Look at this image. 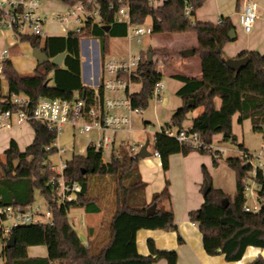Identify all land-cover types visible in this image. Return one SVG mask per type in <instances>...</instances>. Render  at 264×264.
Segmentation results:
<instances>
[{"label":"trees","instance_id":"obj_1","mask_svg":"<svg viewBox=\"0 0 264 264\" xmlns=\"http://www.w3.org/2000/svg\"><path fill=\"white\" fill-rule=\"evenodd\" d=\"M65 5L85 0H59ZM101 13L97 20H89L83 34L69 32L66 35L46 36L41 45L40 36H21L33 47H39L53 58L65 53L63 64L55 66L50 61L38 64L33 73L22 74L11 60L3 62L0 74L8 82V91L0 87V101L10 93L27 94L34 105L41 96L62 99L82 98L88 106L96 105L98 98L94 90L83 84L81 73V38L94 36L100 41L101 60L104 63L110 49L111 37L128 34L125 23L115 22V14L121 3L118 0H97ZM206 0H164L154 5L153 0H127L132 22L144 24L152 18V33L195 32L197 45L195 53L200 57V76L184 73L173 74L183 85L177 90L184 103L173 114L171 123L165 127L185 128L183 122L194 109L202 111L192 118L190 131H198L200 139L212 143L216 134H222L223 141L237 143L233 131V117L238 114V123L250 119L253 131L264 129V53L259 50H244L237 56H248L250 62L240 72L230 68L224 60V47L235 28L229 16L222 22L213 23L194 20L195 11ZM190 8V16L185 13ZM109 25L106 31L103 26ZM142 52L140 75L134 77L142 88L129 93L134 108L146 109L152 99L154 84L162 79V73L153 59ZM104 88L100 86V100ZM220 98L219 107L215 99ZM194 101L189 106L188 103ZM35 131L34 141L22 151L15 140L0 154V207L20 206L27 208L35 202L38 192L52 211V224H24L12 227L16 243L13 247L3 246L1 255L5 264H151L165 259L166 264H178L176 250L158 249L154 240H148L149 254L139 253L137 232L141 229H176L174 212L160 206L171 198L169 182L153 194L147 202L146 182L143 180L139 162L141 157L131 144L123 142L118 149L113 148L110 160H103V149L88 145L85 154H75L67 160L65 179L70 184L78 182L81 190L72 201L61 202L56 186L51 182L56 175L52 170L51 156L56 154L57 133L45 123L32 121ZM242 148V145H239ZM154 149L158 151L163 169H169L170 155L181 152L188 155L194 151L188 144L178 142L174 137L158 131L154 135ZM205 153L204 151H200ZM214 163L218 164L213 156ZM227 164L236 173V192L227 196L220 188L214 187L212 175L203 166L204 185L211 191L204 195L200 208L191 211L189 218L199 223L204 249L207 254H224L227 261H238L244 257L248 246L264 249V203L259 212L244 209L246 202L245 179L251 173V166L239 156H227ZM84 170L86 172L84 173ZM98 181L100 189L95 188ZM258 193L264 195V173L257 175ZM203 185V186H204ZM96 189V190H95ZM203 190V187H202ZM96 191V192H94ZM204 191V190H203ZM228 198V207L222 205ZM157 204L156 211L148 215L147 208ZM83 208L86 212H100L105 209L103 225L108 229V237L95 248L92 242L85 243L75 226L69 220L73 208ZM2 236V231L0 230ZM183 241V239L178 237ZM46 245L47 257H29V246ZM249 264H264L261 254Z\"/></svg>","mask_w":264,"mask_h":264},{"label":"built area","instance_id":"obj_2","mask_svg":"<svg viewBox=\"0 0 264 264\" xmlns=\"http://www.w3.org/2000/svg\"><path fill=\"white\" fill-rule=\"evenodd\" d=\"M121 5L115 14V22L125 23L128 26L127 37L135 39L137 42L143 40V36L152 33V27H145L143 24L132 22L127 0H118ZM241 15V28L247 33L253 31L258 18L257 3L255 0H243ZM101 9L97 0L79 1L75 4L66 5L56 14L45 9L42 0H0V33L5 30L11 31L18 37L21 36H40L46 37L48 33L46 27L49 24H57L64 35L69 32L83 34L89 20H97ZM185 13L190 16V8L186 6ZM222 19L219 20V23ZM90 41H93L91 39ZM9 54L8 49H3L1 53L0 72L3 68V62ZM142 54L138 56L129 55L127 59L113 60L106 56L104 63H101L100 78L97 84L92 86L95 95L98 98L96 105L88 106L82 98L62 99L41 96L37 102L32 105L29 96L23 92H12L9 96L0 101V132L10 130L15 122L21 124L24 122L39 121L45 123L49 128L60 133L66 125H72L80 134H88L92 131L102 132L100 140L94 144L96 148L104 149L114 143L113 132L123 128H131L133 125L134 113L141 111L140 108L132 107L129 93L134 77L140 75V63ZM94 76H92V79ZM103 86L105 92L122 91L126 98H113L104 96L100 100V86ZM164 85L162 81L154 84L152 99L161 101V93ZM127 108L128 113H117L116 110ZM168 136L174 137L178 142L188 144L192 149L204 151L207 154L215 155L216 146L212 142L206 144L201 141L198 131H190L187 128L163 127L160 129ZM261 145L259 151L250 152L240 150L238 156L250 164V175L245 179L246 202L244 209L250 212H259L264 203V195L258 193L257 183L258 172L264 173V129L261 132ZM58 147L57 153L62 155L66 149ZM143 144L139 145V148ZM132 149L137 152L133 145ZM156 156H160L158 151H154ZM67 167V160L60 156L58 163L52 162V170L56 175L52 177V183L61 202L72 201L77 197L81 190L78 182L68 183L65 179L64 171ZM13 219L12 226L0 227L2 236L5 240L11 235L13 226L24 224H52V211L42 210L40 206L31 205L27 208L20 206L0 207V219ZM1 248V246H0Z\"/></svg>","mask_w":264,"mask_h":264},{"label":"crops","instance_id":"obj_3","mask_svg":"<svg viewBox=\"0 0 264 264\" xmlns=\"http://www.w3.org/2000/svg\"><path fill=\"white\" fill-rule=\"evenodd\" d=\"M257 3V12L258 18L256 24L254 25V29L252 32L247 33L244 30L241 32L237 28V21L241 23V15H242V4L243 0H206V2L195 11L194 20L198 21H211L213 23H219V20L223 18V16H229L235 26L237 31V39L231 40L225 44L224 47V56L225 58H237L238 55L244 50H259L264 53V0H255ZM164 0H153L154 5H160ZM65 8V7H64ZM45 9L49 12L50 8L45 6ZM151 19V17H147L146 21ZM145 21V22H146ZM49 24L47 26H51ZM144 25V24H143ZM152 27V23L150 25ZM191 33V32H184ZM193 35V39L189 43H185L182 49L187 48H195L197 45V34ZM153 34V33H151ZM54 35H64L63 33L55 32L48 33L47 36ZM124 36L123 38H126ZM112 38H110V45ZM128 38V37H127ZM45 39V37H44ZM129 39V38H128ZM131 41V39H129ZM185 42V41H183ZM164 49H167L164 46ZM1 53L0 51V62H1ZM111 51L109 49V53L106 56H109ZM142 54V52H141ZM9 55V54H8ZM165 55V53H164ZM83 57L85 59H83ZM6 60H11L8 56ZM168 60V55L164 56V62ZM12 61V60H11ZM200 61V58H199ZM201 62V61H200ZM13 63V62H12ZM101 52H100V41L99 39H93V41L87 40L82 44L81 47V73H82V82L84 85L92 88L94 84L99 82L100 78V68H101ZM201 64V63H200ZM14 65V64H13ZM166 66V65H165ZM15 67V65H14ZM201 67V65H200ZM16 68V67H15ZM17 69V68H16ZM21 73V72H20ZM27 74V73H26ZM186 74V73H184ZM201 72L198 75L200 76ZM171 75V80L173 83H170L169 92L166 93L167 96L164 98L161 97V102H163L164 109L158 108L159 111L156 113V121H145V125L147 127H151L153 134L155 135L161 128L165 127L168 123H171L173 114L177 110L178 107H181L184 103L183 98L176 94L177 90L183 85V82L178 78H173V73ZM189 75V74H186ZM92 76L94 78L92 79ZM192 76V75H189ZM140 82H133V84H137ZM163 83V82H162ZM131 85V86H132ZM164 85V84H163ZM164 90V88H163ZM138 92L132 91L130 88V93ZM104 96H107V92L104 93ZM215 104L217 107L220 106L221 100L220 98L215 99ZM200 108V109H199ZM199 109V110H198ZM123 110V111H121ZM127 108L117 109V113H127ZM194 115L190 119L189 127L185 126L184 123L188 119L183 122V126L187 129H190L192 126V118L202 111L201 107L196 108ZM194 111V110H193ZM190 114V113H189ZM188 114V116H189ZM238 114L234 115L232 125L233 131L237 137V143H234L237 147L236 149L231 147H225V142L223 141L222 134H216L213 137L212 142L216 146L215 157H220L224 154V151L227 150H235L238 156L240 150H248L250 152L259 151L261 145V133H255L253 131V127L251 125L250 119H245L242 124L238 123ZM22 125V123H21ZM24 125V124H23ZM15 126V124H14ZM12 127L10 130L0 132V154L2 150H6L11 140H15L19 146V148L24 151L27 146H29L28 139L24 136V134L18 132V127ZM134 131V126L131 128H123L118 130L117 132H113L114 143L116 144V139L118 136L121 137V142L118 143V148L123 142H128L132 146V142L128 140V135H130ZM94 135H87L85 140V145L83 150L86 153V149L90 144H96L102 135V132L92 131ZM88 133V134H90ZM257 135L259 137V143L253 144L252 139L250 137H254ZM35 138V131H34ZM154 138V137H153ZM127 139V140H125ZM150 143V140H147ZM239 145H242L240 148ZM116 146L114 145L113 148ZM104 150V149H103ZM148 150L151 152L152 157L148 156L143 158L139 162V168L143 177V180L146 182L145 188V197L147 202L152 200L153 194L156 192H160L164 187L166 182H169V192L171 198L169 200H164L161 202L160 206L163 208H171L174 212V223H176V229H141L137 232V249L139 253L147 255L149 254L148 248V240L153 239L157 248L161 250H176L178 255V264H249L250 262L257 259L262 253V249H259L254 246H248L245 250V255L241 260L238 261H227L224 254H214L209 255L206 253L204 249L202 233L200 230L199 223L193 222L189 218V213L194 211L204 203V191L202 190V186L204 185V174H203V166L206 167L209 174L212 173V170L216 165L214 163L213 156L208 157L206 154L201 153L200 151L194 150L190 152L188 155H184L181 152L170 155L169 158V169L164 170L160 156H156L154 154V140L153 146ZM84 153V154H85ZM73 155H75L73 153ZM212 175V174H211ZM213 177V175H212ZM220 188V187H219ZM222 190V188H220ZM224 191V190H223ZM158 207V206H157ZM78 215L82 220L83 232L85 236V243L89 241L92 242V246L97 248L104 239L108 237V229L103 225V219L105 217V209L103 208L100 212H86L83 208L78 207ZM76 223H73L75 226ZM183 239L180 242L178 237ZM37 246V247H36ZM34 245V247L29 246L27 249L29 257H47L42 255H37L38 252H44V247L46 245L41 246ZM47 249V247H46ZM31 250V252H30ZM48 253V250H47ZM151 264H166V260H158L155 259V262Z\"/></svg>","mask_w":264,"mask_h":264},{"label":"rangeland","instance_id":"obj_4","mask_svg":"<svg viewBox=\"0 0 264 264\" xmlns=\"http://www.w3.org/2000/svg\"><path fill=\"white\" fill-rule=\"evenodd\" d=\"M43 4L50 8V11L52 14H56L58 11H61L66 7L65 4H63L59 0H42ZM193 19H195L193 17ZM151 19H148L146 22H144L145 27H151ZM237 28L241 32L243 28H241L240 21H237ZM46 31L50 33H55L61 31L59 25L53 24L51 26L46 27ZM193 35L195 34L191 33H157V34H146L143 36V40L141 42H137L135 39H132L129 41V39L118 37V38H112L111 45H110V51L111 54L108 56L109 59L118 60V59H127L129 55L138 56L141 54V52H144L147 54V51L150 49H153L154 55L153 59L156 62V67L159 69V71L162 73V79L161 81L164 84V90L161 93V97L167 96L166 93L169 92V86L170 83H173L171 80V73H186L189 75H198L201 72L200 67V61H199V55L197 53L193 54L190 57H184L181 55L180 51L182 50V47L185 45V43H189L193 39ZM96 37H83L81 38V47L84 42L87 40L95 39ZM98 39V38H96ZM185 41V42H183ZM44 43V37L41 38V45ZM164 46L167 47V49H164ZM3 49L9 50L8 57L12 60L13 64L17 68L19 72L22 74L26 73H33L35 68L38 66V61L35 58L33 54L34 47L32 44L28 41H22L20 37L13 34L9 30H5L2 33H0V51ZM164 53L165 55H168V60L164 62ZM83 59H85L83 57ZM166 65V66H165ZM0 87L2 88V91L4 94L8 91V82L6 78L3 76V74H0ZM142 88L141 83L133 84L131 86L132 91H139ZM107 96L113 97V98H126V94L122 91H114V92H107ZM163 102L160 103V101H156L155 99H151L149 102V105L146 109H141L140 112L134 113L132 115L133 117V126L134 131L128 135V140L132 142V146L134 145L137 148V152L140 151L139 145L145 144L147 140H150L149 143V149L153 146V140H154V134L151 130V127H147L145 125V121H156V113L159 111L157 107L164 109L165 107L162 105ZM200 109V108H199ZM198 109V110H199ZM123 111V110H121ZM195 110L191 112L188 116V119L185 121L184 125L189 127L190 119L194 115ZM128 113V111L126 110ZM24 124V125H23ZM18 127L17 131L24 134V136L28 139V143H32L34 141V128L32 126V122H24L21 124H17L15 122V126ZM87 135H94L93 133L90 134H80L76 128H74L72 125H66L64 129L58 133L57 135V143L59 147H62L66 149V152L60 155L63 160H69L74 154H84L85 151L83 150V147L85 145V140ZM250 141H252L253 144L259 143V137L255 135L254 137H250ZM127 140V139H125ZM121 142V137L118 136L116 139V144L112 143L109 147L104 148L103 150V160L105 162L110 160L111 152L114 147L118 149V143ZM225 147H231L236 149L234 142L232 141H224ZM128 143V142H126ZM130 144V143H129ZM30 145V144H29ZM4 150L1 151V154H3ZM208 157L211 158V156L207 153ZM237 152L235 150H227L224 151V154L220 157H215L218 160V165L215 166V168L212 170V180L214 187L222 188L226 195L228 196H234L236 190V173H234L233 169L230 168V166L227 164L226 159L227 156H233L236 155ZM60 156L58 153L51 156V161L54 163H58L60 160ZM153 155H150L152 157ZM143 159V158H141ZM102 186V182L98 181L97 184H95L96 189H100ZM204 187L203 185H201ZM95 189V190H96ZM96 192V191H94ZM34 206H40L42 210L47 209V204L44 200V198L37 192L35 195V202L33 203ZM77 208L71 209L69 213V220L70 222L76 223L75 228L80 235L81 239L84 241L85 236L83 232V226L82 220L80 219L78 215ZM13 219H0V227L6 228L12 226ZM6 245V240L4 236L0 235V264H5V260L1 255L3 246ZM43 245H39L40 248ZM34 247V246H32ZM37 247V246H36ZM31 252V250H30ZM47 249L44 247V252H38L37 255L46 256ZM164 260V259H162Z\"/></svg>","mask_w":264,"mask_h":264},{"label":"water","instance_id":"obj_5","mask_svg":"<svg viewBox=\"0 0 264 264\" xmlns=\"http://www.w3.org/2000/svg\"><path fill=\"white\" fill-rule=\"evenodd\" d=\"M103 28L108 31L110 29L109 25L103 26ZM230 39L231 40H236L237 39V31L236 29H232L230 32ZM181 55L184 57H190L193 54H195V48H187V49H182L180 51ZM33 54L35 58L37 59L39 64H44L48 61H50L53 65L55 66H61L63 64V60L65 57V53H61L53 58H50L46 52H44L41 48L39 47H34L33 49ZM147 58L149 61L152 59V53L150 50L147 51ZM227 65L232 68L233 70H236L237 72H240L243 67H245L249 62V57L248 56H242L240 58H224V60ZM194 101H190L188 103L189 106L193 105ZM149 146V141H147L143 146L141 147L140 151L138 152L139 156L141 158H146L151 155V152L148 150ZM86 170H84V173ZM211 186L206 184L203 187L204 190V195L208 194L211 190ZM222 205L226 208L228 207V198H224L222 201ZM157 209V204L153 203L151 206L147 208V214L151 215L153 214ZM16 243V238L14 234H11L9 237L6 238V247L11 248L15 245ZM263 257H264V249L261 251ZM154 259H158V256H154Z\"/></svg>","mask_w":264,"mask_h":264}]
</instances>
